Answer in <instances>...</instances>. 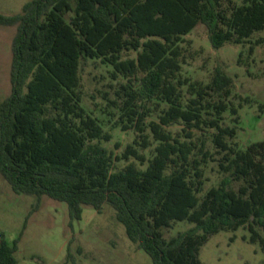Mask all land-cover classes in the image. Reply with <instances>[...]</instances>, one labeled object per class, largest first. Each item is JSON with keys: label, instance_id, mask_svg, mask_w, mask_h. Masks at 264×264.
I'll return each instance as SVG.
<instances>
[{"label": "trees", "instance_id": "16d2710c", "mask_svg": "<svg viewBox=\"0 0 264 264\" xmlns=\"http://www.w3.org/2000/svg\"><path fill=\"white\" fill-rule=\"evenodd\" d=\"M198 23L215 49L244 43L264 29V0H29L19 13L0 14V25L15 26L11 88L0 101V175L12 191L64 201L73 219L84 205L98 213L110 205L152 264H206L200 248L222 230L246 227L249 242L263 244L264 140L231 142L239 106L221 67L206 83L181 74V43ZM81 58H99L112 79H124L120 101H108L119 110L113 125L135 138L115 159L144 168L128 161L112 170L109 150L91 142L111 133L81 105ZM226 111L234 125L223 123ZM175 123L183 127L172 132ZM205 130L215 150L195 138ZM152 144L147 157L140 150ZM210 160L223 176L199 195ZM180 220L193 225L165 237ZM18 240L2 236L0 264H16Z\"/></svg>", "mask_w": 264, "mask_h": 264}, {"label": "rangeland", "instance_id": "374dc122", "mask_svg": "<svg viewBox=\"0 0 264 264\" xmlns=\"http://www.w3.org/2000/svg\"><path fill=\"white\" fill-rule=\"evenodd\" d=\"M27 1L0 0V14L19 13ZM14 33L15 26L0 25V101L10 93L9 69ZM184 40L181 43L185 47L182 76L206 83L214 68L219 66L232 77L230 99L239 106L240 118L231 142L244 148L250 142L264 140V29L255 31L244 43H225L215 49L208 41L206 27L198 23L184 35ZM135 54L128 51L123 55L133 57ZM110 72L111 67L99 58L80 60L81 105L98 119L104 130L111 133L110 140L92 139L91 142L109 150L112 170L122 168L128 161H135L144 168L146 163L139 164L132 157L128 161L115 159L127 144L133 143L135 133L132 129L122 130L113 125L119 110L108 100L120 101L115 89L124 79H112ZM156 115L152 113L148 118H156ZM232 118L229 111L224 112L223 123L234 125ZM182 127V123H175L168 129L176 132ZM211 131H195V138L205 136L207 146L215 150L209 140ZM152 148L153 144L140 151L149 157ZM203 169L204 184L199 195L217 185L223 176L217 160L208 161ZM192 225L187 220L175 221L171 227L164 228L163 233L168 238ZM2 236L10 245L19 238L14 251L16 264H152L149 256L129 240L124 225L115 218L110 205L104 204L100 213L84 205L81 218L73 219L66 202L47 195L38 199L34 195L15 193L0 175V239ZM248 236L246 227L214 233L201 246L199 258L206 264H264V243H251Z\"/></svg>", "mask_w": 264, "mask_h": 264}]
</instances>
